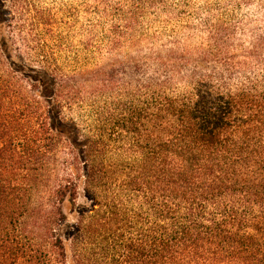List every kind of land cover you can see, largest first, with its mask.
I'll return each mask as SVG.
<instances>
[{"label":"trees","instance_id":"obj_1","mask_svg":"<svg viewBox=\"0 0 264 264\" xmlns=\"http://www.w3.org/2000/svg\"><path fill=\"white\" fill-rule=\"evenodd\" d=\"M94 3L117 58L67 73L45 11L0 0V264H264V31L126 60L167 0Z\"/></svg>","mask_w":264,"mask_h":264},{"label":"rangeland","instance_id":"obj_2","mask_svg":"<svg viewBox=\"0 0 264 264\" xmlns=\"http://www.w3.org/2000/svg\"><path fill=\"white\" fill-rule=\"evenodd\" d=\"M115 5L120 0H108ZM36 8L51 19V36L45 38L57 64L67 73L75 70L108 68L117 56L111 52L108 38L113 24L109 16L90 11L94 0H31ZM223 23L237 33L236 44L248 46L253 31H264V0H167V10L149 9L141 19L138 34L144 39L138 47L124 41L121 58L136 56L138 50L147 52L169 45L176 32L185 38L195 34L192 43L201 40L206 20ZM191 27V28H188ZM159 36L153 41L152 36ZM118 55V54H117ZM127 60V59H126ZM84 200V199H82Z\"/></svg>","mask_w":264,"mask_h":264}]
</instances>
